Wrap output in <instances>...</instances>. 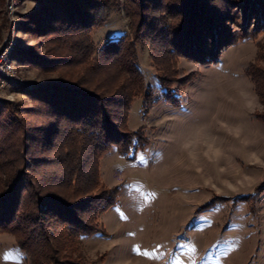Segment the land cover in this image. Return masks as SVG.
I'll use <instances>...</instances> for the list:
<instances>
[{"label":"rangeland","instance_id":"obj_1","mask_svg":"<svg viewBox=\"0 0 264 264\" xmlns=\"http://www.w3.org/2000/svg\"><path fill=\"white\" fill-rule=\"evenodd\" d=\"M39 6L0 0V53L10 50L16 77L0 87V99L25 125L43 127V144L34 147L46 152L56 118L42 116L44 104L25 90L56 83L62 73L29 57L47 56L55 44ZM127 23L122 10L114 13L91 39L100 47L124 35ZM137 51L153 100H132L125 128L138 134L124 152L112 146L99 160L116 202L98 216L101 233L70 241L59 257L68 264H264V125L246 72L255 40L225 46L214 61L176 59L160 72L183 79L171 93L160 87L148 45L137 43ZM0 264H31L9 234H0Z\"/></svg>","mask_w":264,"mask_h":264},{"label":"trees","instance_id":"obj_2","mask_svg":"<svg viewBox=\"0 0 264 264\" xmlns=\"http://www.w3.org/2000/svg\"><path fill=\"white\" fill-rule=\"evenodd\" d=\"M36 1L48 21L43 31L55 44L47 56L29 57L62 78L25 91L57 127L47 151L36 149L43 127L25 125L13 104L0 99V234L13 236L31 264H68L59 257L67 244L101 233L98 216L116 202L117 190L101 181V155L112 146L124 152L138 134L125 128L132 100H153L137 43L148 45L160 87L170 92L183 79L160 72L176 59L214 61L225 46L255 40L246 72L264 125V0ZM121 10L127 32L98 47L92 31Z\"/></svg>","mask_w":264,"mask_h":264},{"label":"built area","instance_id":"obj_3","mask_svg":"<svg viewBox=\"0 0 264 264\" xmlns=\"http://www.w3.org/2000/svg\"><path fill=\"white\" fill-rule=\"evenodd\" d=\"M9 51L10 50H4V53H0V87L5 85L8 80H16V77L12 72V65L7 62V54H9Z\"/></svg>","mask_w":264,"mask_h":264}]
</instances>
